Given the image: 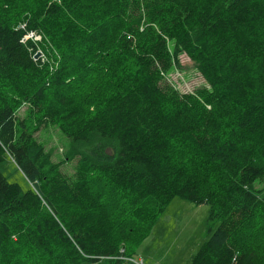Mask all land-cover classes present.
I'll use <instances>...</instances> for the list:
<instances>
[{"label":"trees","instance_id":"16d2710c","mask_svg":"<svg viewBox=\"0 0 264 264\" xmlns=\"http://www.w3.org/2000/svg\"><path fill=\"white\" fill-rule=\"evenodd\" d=\"M181 53L209 97L160 86ZM49 121L78 158L70 180L35 136ZM8 156L31 186L0 168V264H139L175 197L218 224L191 264H264V0H0Z\"/></svg>","mask_w":264,"mask_h":264},{"label":"rangeland","instance_id":"374dc122","mask_svg":"<svg viewBox=\"0 0 264 264\" xmlns=\"http://www.w3.org/2000/svg\"><path fill=\"white\" fill-rule=\"evenodd\" d=\"M20 26L25 27L26 24L23 23ZM31 33L33 32H29L28 35ZM36 35L38 38L33 39L37 40L35 42L40 45L43 39L40 35ZM168 45L171 49L172 44L168 43ZM39 57L44 58L42 53ZM162 65L160 64L158 70L160 86L163 89L172 88L181 97L185 95L209 97L211 92L209 84L199 71L196 62L187 54L181 53L176 60L171 58ZM205 101L208 100L205 99L203 104L212 115L213 121H218L212 114L213 105L206 104ZM27 107L23 105L19 109L20 117L29 118L30 110ZM35 136L45 146L53 162L60 164L61 172L69 180L77 176L78 158L71 157L69 139L58 124L47 122L35 132ZM0 168L9 182L18 183L24 190H28L31 186L10 156L0 163ZM255 187L258 190L263 189L264 182L258 181ZM209 209L208 204L198 205L175 197L150 230L147 238L138 247L134 260L137 262L142 260L145 264H191L193 256L209 237L208 226L214 228L218 226L216 222L208 220ZM245 217H248V214L238 215L228 222L229 227H233V236L235 226L240 225ZM81 264L98 263L83 262Z\"/></svg>","mask_w":264,"mask_h":264},{"label":"built area","instance_id":"2783aa9c","mask_svg":"<svg viewBox=\"0 0 264 264\" xmlns=\"http://www.w3.org/2000/svg\"><path fill=\"white\" fill-rule=\"evenodd\" d=\"M29 36H31V38H35V39H37L38 38V36L33 32V33H31V35L29 34V35H27V37L26 38H29ZM24 40H26V39H24ZM129 260H133V259H129ZM139 264H144V262L142 261V260H140L139 261Z\"/></svg>","mask_w":264,"mask_h":264},{"label":"water","instance_id":"95a60500","mask_svg":"<svg viewBox=\"0 0 264 264\" xmlns=\"http://www.w3.org/2000/svg\"><path fill=\"white\" fill-rule=\"evenodd\" d=\"M40 55H41V53L38 52V53L36 54L35 58H38Z\"/></svg>","mask_w":264,"mask_h":264},{"label":"crops","instance_id":"0c3cea01","mask_svg":"<svg viewBox=\"0 0 264 264\" xmlns=\"http://www.w3.org/2000/svg\"><path fill=\"white\" fill-rule=\"evenodd\" d=\"M145 264V263H144Z\"/></svg>","mask_w":264,"mask_h":264}]
</instances>
